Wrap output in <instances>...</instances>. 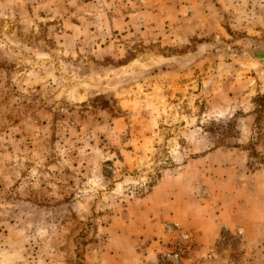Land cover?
Here are the masks:
<instances>
[{
    "label": "rangeland",
    "instance_id": "374dc122",
    "mask_svg": "<svg viewBox=\"0 0 264 264\" xmlns=\"http://www.w3.org/2000/svg\"><path fill=\"white\" fill-rule=\"evenodd\" d=\"M0 264H264V0H0Z\"/></svg>",
    "mask_w": 264,
    "mask_h": 264
},
{
    "label": "crops",
    "instance_id": "0c3cea01",
    "mask_svg": "<svg viewBox=\"0 0 264 264\" xmlns=\"http://www.w3.org/2000/svg\"><path fill=\"white\" fill-rule=\"evenodd\" d=\"M195 167L196 166H188V167H185L184 170H181V172L177 173L178 176H175V177L173 176L170 181H175L176 178L177 179H180V177L182 178V176L184 177V174L185 173H189V174H194L195 175V173H196V168ZM232 167H235V166H232ZM152 193H155V192L153 191ZM174 209L173 208L172 209H169V211L173 212ZM174 217H176V216L171 215V218H173V220H174ZM218 218L219 217L217 216L216 219H218ZM224 221L225 220H222V221L216 220V222L212 223V224H214V226H213V228H211V232H210V235L208 237L210 239L209 240V245H210V243L212 244V243H214L216 241V239H217V237L219 235V232H220L219 230H221L223 228H230V224L228 222H224ZM226 221H228V220H226ZM168 235H169V233H168ZM167 237L170 238V236H167ZM201 251H202V249H201ZM203 252H204V249H203Z\"/></svg>",
    "mask_w": 264,
    "mask_h": 264
},
{
    "label": "built area",
    "instance_id": "2783aa9c",
    "mask_svg": "<svg viewBox=\"0 0 264 264\" xmlns=\"http://www.w3.org/2000/svg\"><path fill=\"white\" fill-rule=\"evenodd\" d=\"M183 241V242H182ZM194 244L188 234H181V242L177 243L173 250L172 254L175 258L183 257L186 252H190Z\"/></svg>",
    "mask_w": 264,
    "mask_h": 264
}]
</instances>
